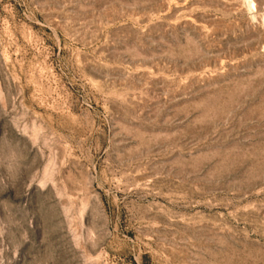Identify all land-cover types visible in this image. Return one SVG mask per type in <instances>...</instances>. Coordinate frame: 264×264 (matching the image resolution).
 <instances>
[{"label": "rangeland", "instance_id": "374dc122", "mask_svg": "<svg viewBox=\"0 0 264 264\" xmlns=\"http://www.w3.org/2000/svg\"><path fill=\"white\" fill-rule=\"evenodd\" d=\"M0 264H264V0H0Z\"/></svg>", "mask_w": 264, "mask_h": 264}]
</instances>
